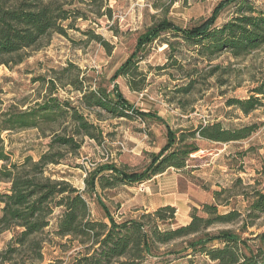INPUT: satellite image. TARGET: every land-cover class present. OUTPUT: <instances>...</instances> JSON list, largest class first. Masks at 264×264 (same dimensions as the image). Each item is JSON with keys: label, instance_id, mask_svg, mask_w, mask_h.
Instances as JSON below:
<instances>
[{"label": "trees", "instance_id": "1", "mask_svg": "<svg viewBox=\"0 0 264 264\" xmlns=\"http://www.w3.org/2000/svg\"><path fill=\"white\" fill-rule=\"evenodd\" d=\"M151 1L157 9L161 0ZM229 4L233 6V16L219 26L214 17L187 28H180L165 18L152 24L138 34L132 53L108 82L124 79L130 91H142L146 76L140 71L139 64L147 48L156 41L169 50L173 49V44L164 38L168 34L190 43L200 61L210 62L222 54L242 58L260 50L264 46V10L249 0H225L221 7ZM107 15L110 16V12ZM78 19L86 18L64 0H0V66H7L15 58L17 60L13 62L19 63L25 51L38 47L52 34L65 36V30L71 29L72 21ZM65 23L68 24L64 26ZM84 34L90 35L92 40L99 39L92 32ZM103 45L109 54V45ZM169 67L175 72L185 73L187 79L185 85L176 89L177 93H190L195 84L194 74L199 70L197 65L182 66L173 55L170 66L159 69ZM75 69V65L68 64L63 72ZM58 81L61 83L60 78ZM103 83L104 80L95 81V90H91L90 84L84 86V80L71 78L66 85L79 93L74 105L68 99L53 96L57 89L52 81V93L43 96L40 103L24 110L15 106L0 110V184L6 187L4 191L0 190V235L11 233L0 251V264H44V235L47 230L53 239H66L72 247L76 245L78 248L74 257L66 261L54 258L48 264H141L146 257H158L160 246L177 241L184 243L181 250L184 252L170 250L169 255L203 256L211 264H264V235L255 246L249 244V238L241 237L247 226L253 225L264 214V190H256L254 185L245 184L241 178L227 182L225 186L219 182L218 189L211 192V202L189 210L186 224L164 230L159 225L174 224L176 209L172 206H162L141 214L137 219L117 223L108 211H104L102 220L94 219L85 198L91 193L95 195L96 188L104 191L122 184L141 185L171 169L183 170L190 157L200 151L198 141L211 144L244 141L257 132L258 124L229 129L220 122H214L187 132L171 131L166 126V144L149 155V163L142 171L126 172L115 164L98 165L84 179L82 192L67 181L53 179L52 175L46 174L49 166L60 165L67 156H75L86 138L100 142L103 131L94 121H101V113L116 120L136 117L145 121L153 118L149 113L134 109L116 85L108 91ZM252 92L264 99V83L257 85ZM226 106H234L248 115L263 104L260 98L251 96L244 100L229 99ZM95 110L99 113L91 112ZM155 120L161 122L159 118ZM26 130H36L49 141L37 160L27 155L20 162L11 163L1 135ZM242 156L237 153L232 162L242 163ZM261 172L264 173V161ZM258 183L256 181V185ZM234 196L244 200V212L233 208L219 213L218 207L222 204L228 206V200ZM238 222L242 223L238 233L230 229L209 231L212 227Z\"/></svg>", "mask_w": 264, "mask_h": 264}, {"label": "rangeland", "instance_id": "2", "mask_svg": "<svg viewBox=\"0 0 264 264\" xmlns=\"http://www.w3.org/2000/svg\"><path fill=\"white\" fill-rule=\"evenodd\" d=\"M64 1L71 4V8L80 10L86 19L72 21V28L65 30V36L52 34L38 47L25 51L19 63L13 62L17 60L15 58L7 66H0V110L8 106L24 110L40 103L43 96L52 93V81L57 89L53 96L68 99L75 105L79 93L66 84L71 78L78 77L84 80V86L90 84L91 90H95V81L104 80L103 86L108 91L116 85L134 109L149 113L153 118L145 121L136 117L116 120L101 113V121H94L103 131L100 142L86 138L75 156H67L60 165L49 166L47 175H52L53 179H63L82 192L84 179L98 165L115 164L126 172L142 171L149 163V155L166 144V126L171 131L187 132L199 125L214 122H220L229 129L258 124L257 132L244 141L229 144L198 141L200 151L190 157L183 170L168 171L144 185L122 184L116 189L104 191L96 188V196L91 193L85 198L94 219L102 220L104 211H108L117 223L152 212L138 206L151 204L150 207H155L162 202H172L176 206L175 221L173 225H159L164 230L184 225L192 207L199 208L202 203L211 202V192L218 189L216 182L225 186L226 181L241 178L245 184L254 185L256 190H264V173L261 172L264 161V99L252 92L253 88L264 83V46L246 57L233 58L222 54L206 62L196 57L190 43L168 34L164 38L173 44V49L169 50L166 45L156 41L147 48L139 64L140 71L146 76L142 91H130L124 79L108 82L132 53L138 34L152 24L165 18L180 28H187L214 17L219 26L233 16L231 4L222 8L225 0H161L155 9L151 0ZM249 1L264 10V0ZM107 12H110V16ZM85 32H92L99 39L92 40ZM105 43L109 45V54L104 48ZM173 55L182 66L193 67L196 64L199 69L194 74L195 84L188 94L176 91L187 82L185 73L175 72L172 67L159 69L170 66ZM68 64L75 65L77 69L63 72ZM209 73L212 75L209 76ZM60 84L65 86L61 87ZM251 96L260 98L263 106L248 115L234 106H226L229 99L244 100ZM91 112L99 113L96 110ZM155 118L161 119V122ZM1 138L11 163H18L27 155L37 160L49 141L36 130L5 132ZM237 153L243 154L242 163L238 161L234 164L232 157ZM256 181L259 182L257 185ZM5 188L0 184L1 191ZM228 202V206L222 204L218 207L219 213L233 208L244 212L242 197L234 196ZM104 222L108 223L107 220ZM241 224L216 226L209 231L230 229L238 233ZM48 231L44 235V264L52 262L54 258L66 261L77 254L76 245L72 247L66 239H53ZM263 235L264 214L253 225L247 226L241 237L249 238V244L255 246ZM10 237L9 232L0 235V251ZM183 247L181 241L160 246L158 257H146L141 264H211L203 256H185L184 253L169 255L170 250L184 252L181 251Z\"/></svg>", "mask_w": 264, "mask_h": 264}, {"label": "crops", "instance_id": "3", "mask_svg": "<svg viewBox=\"0 0 264 264\" xmlns=\"http://www.w3.org/2000/svg\"><path fill=\"white\" fill-rule=\"evenodd\" d=\"M227 146H228V145H227ZM225 147H226V146H225ZM169 171H173V170L171 169V170H169ZM167 172H168V171H166V173H167ZM158 176H160V175H158ZM156 177H157V176L151 178L150 180L144 182V183L141 184V185H144V184H146V183H151V182L155 181V179H157ZM226 183H227V181H226ZM228 183H229V181H228ZM217 184H219V182H216V185H217ZM166 205L172 206V207H174V208L176 209L175 204L172 203V202H162V203H159L158 205H156L155 207H150V206H152L151 204H150V206L142 205L141 207L138 206V208H139V209L142 208L143 210H146L147 212H149V211H154V210H156L157 208L162 207V206H166ZM188 214H189V211H188ZM188 221H189V217H188ZM188 221L184 222V224H186Z\"/></svg>", "mask_w": 264, "mask_h": 264}]
</instances>
